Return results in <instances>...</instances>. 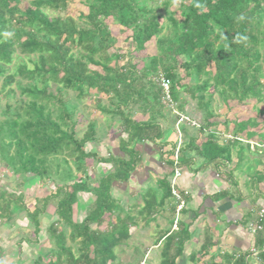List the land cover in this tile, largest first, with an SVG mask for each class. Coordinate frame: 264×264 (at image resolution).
Masks as SVG:
<instances>
[{"label": "trees", "instance_id": "trees-1", "mask_svg": "<svg viewBox=\"0 0 264 264\" xmlns=\"http://www.w3.org/2000/svg\"><path fill=\"white\" fill-rule=\"evenodd\" d=\"M76 1L81 0H0V81L5 96L14 99V105L5 106V120L0 122V135L7 137L6 141L0 140V160L7 165L2 155L13 150L20 163L12 165L13 171L43 178L49 157L72 158L77 171L87 159L96 157L84 150L87 143L95 141V125L88 123L83 136L76 137V122L64 99L69 91L80 101L92 98V106L100 114L120 119L117 126L125 139L119 138L117 147L128 158L107 157L117 163L114 172L101 185L85 189L93 201L79 223L72 219L73 206L87 183L78 178L68 184V192L56 189V214L70 228V241L78 240L77 255L65 247L63 232L51 227L56 249L33 264H114V251L127 240L129 231L113 226L105 231L99 229L104 214L112 212L105 199L119 176L125 182L136 168L134 146L145 142L153 145L162 139L158 121L164 118L162 110L170 109L161 102L159 75L170 82L173 104L178 102L179 92L189 97L177 109L182 112L189 102L196 101L205 121L212 116L214 94L227 107H244L248 98L260 105L254 118L235 122L231 141L219 144L213 132L200 145L188 140L185 151L199 156L205 166L229 162L236 147L241 157L242 140L248 149L251 141L242 137V130L251 128L252 137L261 126L264 128V122L258 121V117L264 118V0H84L87 13L79 14L80 23L67 15L60 16ZM109 23L118 27L122 42L133 45L139 53L145 52L146 44L156 38V54L136 61L127 57L129 50L125 54L110 53L115 40ZM21 57L26 62H18L11 70L13 61ZM180 70L183 77L178 74ZM133 112L147 115V121L133 120ZM206 127L199 125V131L205 132ZM260 134L259 143L263 144L264 133ZM173 152L171 147V158ZM19 156L26 157L24 165ZM38 163L40 170L35 166ZM180 164L187 166L189 161ZM171 165V160L167 161L169 175ZM83 173L87 179L86 170ZM161 186L162 197L170 199L166 178ZM2 196L5 202L0 204V213L13 211L6 219L10 221L15 212L13 200L6 193ZM171 210L173 214L174 208ZM30 215L37 216V212ZM178 231L160 238L164 243L158 264H176L185 237ZM208 248L203 245L201 250ZM258 256L260 264H264V250ZM232 264L247 262L238 258Z\"/></svg>", "mask_w": 264, "mask_h": 264}, {"label": "rangeland", "instance_id": "rangeland-1", "mask_svg": "<svg viewBox=\"0 0 264 264\" xmlns=\"http://www.w3.org/2000/svg\"><path fill=\"white\" fill-rule=\"evenodd\" d=\"M163 2V0H158ZM174 2L173 4H175ZM159 4V3H158ZM87 9L86 5L84 4V0L76 1L73 4H70L66 10L65 13H61L60 16L67 15L68 17H72L74 20H76L78 23L81 21L79 20V14H86ZM111 31V36L115 40L114 47L109 50L111 53H124L126 50L131 51L127 57H131L134 60L138 61V59L144 58L146 56L155 55L157 52L156 48V38L152 39L149 43L146 44V51L139 53L134 50L133 45H127L124 42H122L123 37L118 34V27L112 26L110 23L108 24ZM128 46V47H127ZM18 62H26V59L21 57L19 60L15 59L10 66L11 70H14L16 68V65ZM124 61L121 60V64ZM143 66V62L139 61V67ZM179 76L183 77V72L179 71ZM186 83H190V81L186 80ZM184 82V83H185ZM179 100L177 103L171 105V109L168 111L167 109L162 110L163 119H159L158 123L161 125L162 129V137L164 140H170L172 139V142H174V145L176 144V129L175 125L177 122V116L174 112L171 110H175L180 114L186 115L187 117L191 118L192 121L196 123V125H202V127H206V121L207 124H209L208 128L206 127V131L202 132L199 131V127L192 126L188 123L179 124V129L181 131V141H182V148L186 149V146L184 143H187L189 139L194 140V145H200L201 141H203L207 134L210 132L215 133L216 137H218V141L220 143H224L226 141H231V138H228L232 133V129L234 127L235 122L239 123L240 121L246 120L248 117L254 118L256 116V111L258 108H260V105H258L255 100L252 98H248L245 102V106H236L234 104H230L227 106L223 105L222 101L219 99L217 94H214L212 96V104H211V113L212 116L210 119H206L204 117V112L199 111L196 108V101L189 102L186 109L184 111H180L177 109V106L179 103L183 102L184 99L189 98L186 94H183V92H179ZM16 97H18V92L16 93ZM64 99L66 100V108L68 109L69 113H71L73 120L76 122V137L81 138L83 136V133L86 130V127L88 123L92 122L95 125V141L93 143H87L84 147V150L86 152L95 153L96 157L87 159L85 161V166H82L81 171L76 170V166L74 165V162L72 158L65 157V156H59V157H49L48 164L45 165V172L43 173L44 179L39 178L37 176L34 179L30 180L28 178H25L22 173H16L13 171L12 165H20L18 157L15 158L13 155V150L9 151L6 150L4 154L2 155L3 159L7 162L5 165L4 161L0 160V184H5L7 186V192L6 195L11 196L12 206L15 209V212L12 214V218L8 222L0 221V264H32V261L36 260L37 248L35 247V244L33 240L35 238L33 237V230L34 225L33 223L28 220L29 217L34 219V216L28 215V219H24V215L18 214V212L21 210L19 204H21V201L23 199V204L26 206L28 211L33 210L34 205L38 208L42 207V202L39 200L45 196H49L50 194L52 197H50L48 203L44 206L43 211L38 215V222L39 225L41 224L40 235L41 237L38 239L44 240L43 252L40 256H43L42 258L45 259L49 256V252L54 251L56 248L54 246L53 237L51 236L49 229L52 227L57 232H63V234L66 237V244L65 247H70L72 249V252L74 255H77V243L71 242L69 239V234L71 232L70 228L65 226L62 222L52 219V209L55 208L57 202L59 201V198H57L54 193L56 192V189L61 187L64 189V191L68 190L69 185L72 184L74 181H77L78 178H82L84 182H86V186H82L84 190H81L78 192V201L73 206L74 208V216H75V222H81L82 219L86 216L87 212L90 209V205L93 201V197L87 192H84L85 189L89 190L90 188L94 186H99L103 183L105 177L107 175H110L113 172V169L116 167L115 161H112L110 159H107L109 155H112L114 159H125L127 160V156L122 154L117 147V142L119 138L125 139V135L120 131L118 128V124L120 119L118 117H110L106 115H102L99 112H97L93 108V100L92 98H87L82 101L77 100L75 93L73 92H67L64 94ZM162 104L165 106L166 104L163 103L164 101H161ZM103 104H106V101H103ZM6 105H14V99L8 98L5 96V91H2V83L0 81V122L5 120V116L3 115V111L5 109ZM133 120L138 122H145L147 121L148 116L142 115L138 112H133L132 114ZM258 121L260 123L264 122L263 117H258ZM241 127V126H240ZM260 129V128H259ZM257 130V129H256ZM242 137L244 139H254L253 142H249L250 145V154L252 157H264V144L263 145H256L257 140L260 141V136L264 133V128L261 126V130H257L256 132L258 134L251 137L249 135V132L251 131V128L249 129L244 128ZM261 131V132H260ZM4 139V141L7 140V137L5 134L0 135V140ZM170 142H165L162 144L160 140L156 141L155 146L152 144H149L148 147L151 149H167V146H172ZM242 147H246V144L242 140ZM185 146V147H184ZM175 148V146H174ZM137 152H139V147L135 148ZM185 149H182V151H185ZM169 150V149H167ZM237 147L232 150V152H236ZM144 151V150H143ZM181 151V154H182ZM142 152V151H140ZM159 152V151H158ZM188 152V151H187ZM145 153V152H143ZM164 152L165 157H169V154ZM189 154L191 152H188ZM180 154V156H181ZM194 154V153H193ZM143 155V154H142ZM195 156V154H194ZM117 157V158H116ZM1 158V154H0ZM22 159L24 162L21 165H24L26 162V157L19 156V159ZM163 163L166 168V172L169 171V168L166 166L167 161L166 159L162 158ZM171 159V158H170ZM27 160H29L27 158ZM104 162V163H102ZM17 164V165H16ZM138 164V163H136ZM36 168L39 170L42 168L40 167V163L35 165ZM138 166V165H137ZM264 166V165H262ZM85 167V169H84ZM83 170H86L87 173V179L85 177V174L83 173ZM142 169L140 170V172ZM15 172V173H14ZM16 174V175H13ZM20 175V176H19ZM15 176H18V179H16ZM49 178V179H48ZM37 179H44L41 182H39V186L31 188L30 190H23L21 187V183L23 181H33ZM76 179V180H75ZM102 179V180H101ZM20 183V185H19ZM112 190V189H111ZM109 192L108 198H106V203H108L109 208H111L112 212L118 211V204L116 200L113 198L114 194H111V191ZM11 192H13V195ZM68 192V191H66ZM19 193H21V196H17ZM83 193V194H80ZM86 193V194H85ZM3 193L0 192V204L4 203L3 200ZM113 197H112V196ZM119 198V196H117ZM126 197V196H125ZM7 198V197H5ZM127 203H126V209L130 206L131 203H128V196ZM10 199V200H11ZM81 200V201H80ZM104 200V199H103ZM172 202V201H171ZM86 203L88 205L87 210L80 209L79 204ZM12 210V209H11ZM37 209L35 208L34 212H36ZM13 211L9 212L10 214ZM9 213L5 214L2 211V214L0 213V217H2V220H6L9 217ZM33 213V212H32ZM115 213H105L104 216V222L106 224L113 223L114 217L117 215ZM129 216L132 214H135L134 212H126ZM110 214V215H109ZM22 218H20V216ZM51 216V217H50ZM123 216V215H122ZM133 217V216H132ZM172 217V216H171ZM133 219L136 221V227L140 225L141 221L139 216L137 215L136 218L133 217ZM51 225L50 228H48ZM46 226V227H45ZM45 227V228H44ZM91 227H95L92 225ZM118 228V227H117ZM115 228V229H117ZM48 229V230H47ZM139 229V228H138ZM133 229V233L131 235V239L127 241L124 246H121L120 248H117L115 256L117 257L114 264H148V255L145 258V261L143 262L140 258L144 256V253H146V249H148V244L150 243L148 241V230H138ZM126 230V229H125ZM47 231V232H46ZM137 250V252H136ZM114 251V253H115ZM148 254V253H147ZM151 255V254H150ZM154 259V256H153ZM42 260V259H41ZM156 261V260H154Z\"/></svg>", "mask_w": 264, "mask_h": 264}, {"label": "crops", "instance_id": "crops-1", "mask_svg": "<svg viewBox=\"0 0 264 264\" xmlns=\"http://www.w3.org/2000/svg\"><path fill=\"white\" fill-rule=\"evenodd\" d=\"M228 136L231 137V135ZM170 141L172 142V139L166 141L163 137L160 140L162 144ZM253 141L254 139H251L250 142ZM187 143H184L186 147H188ZM257 143L259 145L264 144H260L258 140ZM170 144L174 148V142ZM137 146L139 152L135 149ZM171 147L168 145L167 149ZM242 148L241 157L238 156L237 151L234 153L231 151L229 162L218 161L216 164L206 166L199 156L182 151L180 163L185 160L189 161V164L180 167L182 175L178 180V187L188 191L189 197L186 208L181 215L180 226H178V232L184 234L185 237L183 238L182 252L177 258L176 264H206L210 261L219 264H232L238 258H244L247 264H260L258 255L264 250V217L262 219V231L252 234L248 232L247 228L250 223L256 220L257 213L264 210V166H262L264 165V157H252L250 147L249 149L247 147ZM167 149H150L146 142L134 146L138 166L136 165V168L130 172L127 181L124 182L123 178L119 176V182L112 186L111 194H115L114 197L111 196L118 204V211L116 213L111 212L117 214L114 217V222L109 224L103 222L99 227L101 231L108 230L112 226L118 227L116 230L125 228L129 231L127 240H124L117 248L124 246L131 239L133 229L148 230L150 243L146 253L140 258L144 262L148 255V264L159 263L162 244L164 243L163 238H160L166 233L168 235L172 233V200L162 197L164 192L161 186V181L164 178L166 181L170 179L162 159L171 160L170 156L167 158L164 155V152H169ZM22 175L30 180L35 178L31 175ZM15 177L18 179V176ZM42 180L37 179V181L30 182L27 180L20 183L23 190H30L39 186L38 184ZM5 184H0V192L2 193L10 192L7 191ZM11 193L13 194V192ZM17 196H21V193ZM125 196L129 197L128 203H131L128 209H126L127 198ZM50 197H52L51 194L41 198L39 201L43 203L42 207L38 208L34 205L31 211L27 210L22 199L21 210L18 212V214L23 213L24 219H28V215L34 212L35 208L37 209V216H34V219H30V217L28 219L34 225L33 237L35 240L33 242H37L35 244L37 248L36 259H43V256L40 255L43 252L44 244L42 243L45 242L36 239L37 236L38 238L41 237L40 231H42L41 224L39 225L38 222V215L43 211ZM145 205L148 207L144 208ZM79 207L87 210L88 205L81 203ZM56 208L57 204L52 209L53 221L58 220ZM127 211H132L135 214L129 216ZM74 212L73 208V221H75ZM137 215L141 223L136 227V221L133 217L136 218ZM19 216L22 218L21 215ZM0 221L8 222L1 219ZM50 227L51 225L48 228ZM203 245H209V248L202 251Z\"/></svg>", "mask_w": 264, "mask_h": 264}, {"label": "built area", "instance_id": "built-area-1", "mask_svg": "<svg viewBox=\"0 0 264 264\" xmlns=\"http://www.w3.org/2000/svg\"><path fill=\"white\" fill-rule=\"evenodd\" d=\"M159 86L162 89L163 92V97L162 101L166 105L169 106L171 109V105L173 102L170 99L169 95V88H170V82L169 80L165 79L162 75H159L158 78ZM172 112L175 113L177 116V122L175 125L176 129V144L174 145V152L171 158V169L172 173L170 175V179L168 181V186H169V193H170V199L172 200V205H173V215H172V226H171V232H176L179 229V224L181 221V215L184 209L186 208L187 205V199L189 197V192L186 190H181L178 187V180L180 179L182 173H181V164H180V159H181V151H182V141H181V131L179 129V124L183 123H188L191 124L192 126L199 127L196 125L194 121H192L189 117L186 115L180 114L175 110H171ZM231 138V137H228ZM264 217V210H260L257 213L256 220L253 223H250L248 225V232L252 234H256L260 231H262V219Z\"/></svg>", "mask_w": 264, "mask_h": 264}]
</instances>
